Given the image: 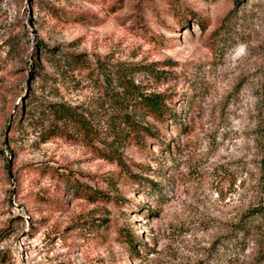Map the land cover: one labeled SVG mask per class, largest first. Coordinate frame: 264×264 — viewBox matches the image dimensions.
Returning a JSON list of instances; mask_svg holds the SVG:
<instances>
[{
	"label": "rangeland",
	"instance_id": "obj_1",
	"mask_svg": "<svg viewBox=\"0 0 264 264\" xmlns=\"http://www.w3.org/2000/svg\"><path fill=\"white\" fill-rule=\"evenodd\" d=\"M0 264H264V0H0Z\"/></svg>",
	"mask_w": 264,
	"mask_h": 264
},
{
	"label": "trees",
	"instance_id": "obj_2",
	"mask_svg": "<svg viewBox=\"0 0 264 264\" xmlns=\"http://www.w3.org/2000/svg\"><path fill=\"white\" fill-rule=\"evenodd\" d=\"M167 99H169L174 105L173 99L170 96L165 95L164 93H143L140 91H135L133 102L136 103V106L147 116L155 118L160 123L166 124L169 120H177L179 113L175 110L174 107L167 104ZM59 114V119L62 120H71L75 121L78 126H80L86 133L89 132V125L87 119L84 116H79L77 113L72 112V110L64 105H59V108L56 110ZM123 123L125 127H120V131L117 133V138L122 140L123 143H135L137 145H145L147 137H154L164 142L165 135L162 132H159V129L152 128L151 125H145L140 121L136 120L131 114H126L123 118ZM121 142V144H122ZM120 146V145H119ZM119 146H109L107 148H96L99 150L100 154L110 161H116L117 165L120 168V172L124 173V176L138 177L135 175L126 162L124 154L121 152ZM80 190L84 189L85 186L82 183L77 185ZM88 187V186H87ZM86 187V188H87ZM90 190H93L91 187H88ZM92 194H97L99 196L109 195L103 191L93 190ZM110 198V197H107ZM128 234L129 230H126ZM130 244L134 245V237L129 236Z\"/></svg>",
	"mask_w": 264,
	"mask_h": 264
}]
</instances>
